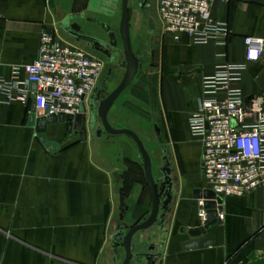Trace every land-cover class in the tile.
I'll return each mask as SVG.
<instances>
[{
  "label": "crops",
  "instance_id": "obj_1",
  "mask_svg": "<svg viewBox=\"0 0 264 264\" xmlns=\"http://www.w3.org/2000/svg\"><path fill=\"white\" fill-rule=\"evenodd\" d=\"M210 10L226 34L223 43L197 44L185 34L163 33L157 9L158 22L150 12L147 31L155 70L145 96H134L149 106L150 111H142L151 113L154 133L155 126L160 136L166 131L174 147L173 175L182 174L186 183L201 182L196 189H206L202 145L191 136L188 119L198 110L202 80L224 65L243 64L244 38H264V0H214ZM120 15L121 0H0V78L24 81L23 68L35 61L43 31L80 47L64 32L65 19L81 35L103 39L102 26L114 30ZM142 21L133 13L129 31H142ZM233 88L245 101L264 98V60L247 65ZM89 100L84 104L83 141L67 134V124L47 127V140L61 145L53 152L28 124L32 102L6 103L0 94V264H115L112 243L119 226L147 220L149 200L139 152L128 136H96L100 122L91 124ZM131 107L127 104L125 110ZM182 188H174L178 195L165 218L166 231L153 226L135 234L133 254L155 245V252H162L156 264H264V184L243 197L217 199L218 223L200 238L213 242L193 249L182 247L191 241L187 230L203 224L192 196L196 189L188 194ZM120 191L128 208L122 220ZM130 264L147 260L134 257Z\"/></svg>",
  "mask_w": 264,
  "mask_h": 264
},
{
  "label": "built area",
  "instance_id": "obj_2",
  "mask_svg": "<svg viewBox=\"0 0 264 264\" xmlns=\"http://www.w3.org/2000/svg\"><path fill=\"white\" fill-rule=\"evenodd\" d=\"M213 1L158 0L162 32L185 34L197 44L223 43L225 33L211 16ZM243 43V64L224 65L205 77L198 110L188 119L191 136L202 145L201 175L216 201L246 196L264 184V98L245 101L233 88L247 65L264 60V38L247 37ZM104 70L100 58L43 31L35 61L23 68L24 81L0 78V94L6 103H34L39 115L75 116L98 89ZM197 218L206 223L202 201Z\"/></svg>",
  "mask_w": 264,
  "mask_h": 264
},
{
  "label": "water",
  "instance_id": "obj_3",
  "mask_svg": "<svg viewBox=\"0 0 264 264\" xmlns=\"http://www.w3.org/2000/svg\"><path fill=\"white\" fill-rule=\"evenodd\" d=\"M129 0H121V15L119 22V37L122 43V53L124 56V61L122 62V67H125L126 73L122 83L107 97L104 99L100 98V93L98 89L94 92V94L90 97L89 106L92 112L91 124H93L94 120H98L101 124V129L96 131V136H101L102 133H106L109 135H125L128 136L136 145L139 155L142 159L143 169L145 180L149 189L150 199H151V212L147 220L140 225L133 226L126 233L123 232L122 228L118 229V232L113 236L112 245L116 250L114 251V255L118 256L120 252L123 253V260L114 259L115 264H130L131 260L134 257L145 258L147 260V264H156L157 260L162 257V252H155L156 247L154 245H149L145 253L142 254H133L130 248V242L135 234L139 232H145L149 230L153 225L156 226L158 231L165 232V214L167 211H170V206L172 204V193L174 191L173 181L170 177V169L168 168L169 162L168 158L165 156L163 158L164 167L161 172L164 175V182L166 184V196L164 201L159 203L156 188L154 185V181L152 178L151 172V162L150 156L147 153L142 141L138 137V135L130 129H114L111 128L107 122V115L112 104L117 100L120 94L127 89V87L133 81L139 67V62L137 57L133 54L130 45H129ZM63 30L66 34L74 37L77 40H87L93 42L98 45H108L105 42L89 37L84 36L79 33V27L76 24H69V20L65 19L63 21ZM105 33L108 35L110 39L109 46L115 47L117 45V39L114 34L113 29L109 26H102ZM108 58L110 55L108 52H104ZM33 86L34 90L36 85L34 83L30 84ZM84 118V108L81 106L79 108V112L75 116L71 115H60V116H39L36 113L35 104L32 103L31 115L29 117V126L34 127L35 132L39 141L45 146V148L49 151H58L60 146L57 143L50 142L47 140L46 131L48 126H53L56 124H67V134L78 137L79 140H84V131L82 130ZM155 133L157 136L160 135V130L157 126L154 127ZM193 199L195 201H202L203 207L206 210V223L202 226V228H197L193 230H187V234L191 237V241L185 243L182 247L184 249H193V248H203L208 247L212 244V239L200 240L203 232L211 229L218 223V215L220 212V208L217 206L216 197L214 193L209 189H196L193 191ZM125 208L123 202V195L120 191V212H122ZM161 212V214H160ZM168 213V212H167ZM119 247V248H118Z\"/></svg>",
  "mask_w": 264,
  "mask_h": 264
},
{
  "label": "rangeland",
  "instance_id": "obj_4",
  "mask_svg": "<svg viewBox=\"0 0 264 264\" xmlns=\"http://www.w3.org/2000/svg\"><path fill=\"white\" fill-rule=\"evenodd\" d=\"M158 0H129L128 7H129V22L131 15L134 13L135 18L139 19L142 18V27L143 30L140 32L129 31V45L133 52V54L137 57L139 62L138 71L131 82V84L124 90L117 100L112 104L109 113L107 115V122L111 128L114 129H121L127 128L134 130H138V137L142 141L147 153L149 154L152 160V167L154 175H158V168L162 166L161 158L164 156V151L166 155L169 157H174V147L171 145L170 140L167 137L166 131H162L164 134L163 136L156 137L153 124L155 123L149 118L151 113H146L142 110H148L149 106L141 104L139 101L134 99L135 95H139L140 97H144L146 94V84L149 81L150 73L154 71V67L152 66V58H151V51L152 46L150 44V35L147 31L150 12L153 16L155 22H158L156 19V9H157ZM139 10L142 15L139 14ZM138 14V15H137ZM159 23V22H158ZM116 24L114 26V34L117 39V45L112 47L111 57L107 58L105 56H99L94 54L91 51L84 49L81 45L80 48L86 50L89 54L100 58L105 63V70L102 75L99 88L102 97H107L110 93H112L123 81L126 73L125 67H122V62L124 61V56L122 53V43L119 37L118 26ZM105 38V34H101ZM105 82V87L101 89L103 83ZM102 90V91H101ZM133 104V107L130 108V112L126 111L125 105ZM136 108V109H135ZM134 114L136 117H134ZM148 116V121H142L143 117L141 116ZM140 117V118H137ZM137 118V119H136ZM99 122V121H98ZM98 129H101V124L97 126ZM106 134V133H105ZM134 151H138L136 145L133 148ZM175 161V160H173ZM174 183L178 188L183 187L185 191L189 194L193 189L200 188L203 186L201 182L193 181V182H184L182 174L173 175ZM180 180V181H179ZM178 181V183H177ZM180 184V186H179ZM187 184V186L185 185ZM198 205V203H196Z\"/></svg>",
  "mask_w": 264,
  "mask_h": 264
},
{
  "label": "flooded vegetation",
  "instance_id": "obj_5",
  "mask_svg": "<svg viewBox=\"0 0 264 264\" xmlns=\"http://www.w3.org/2000/svg\"><path fill=\"white\" fill-rule=\"evenodd\" d=\"M72 39H74V41L76 42V43H78V44H81L83 47H84V49H86V50H88V51H91V52H93L94 54H97V55H99V56H105V57H107L106 56V54L104 53V52H108V54L110 55V57H111V50H112V47L111 46H109V44H110V39L108 38V35L107 34H105V38H103V39H99V40H101V41H103V42H105L106 44H108V45H105V46H103V45H98V44H95V43H93V42H90V41H87V40H82V39H80V40H77V39H75L74 37H71ZM95 38V37H94ZM97 39V38H96ZM118 42V41H117ZM94 56V55H93ZM108 58V57H107ZM105 82L103 83V86L101 87V89H103L104 87H105ZM98 91H99V93H100V98L101 99H104L105 97H102L101 96V92H100V88L98 87ZM102 91V90H101ZM91 117V119H93L92 117V115L90 116ZM160 136V135H159ZM158 136V137H159ZM167 157L168 158V162H169V166H168V168L170 169V177L172 178V181H174L173 180V172H172V169H171V161H170V159H169V157L166 155V152L164 151V156H162V158H161V164H162V166L161 167H159L158 168V175L156 176V175H154V173H153V167H152V160H151V158H150V162H151V172H152V178H153V181H154V185H155V188H156V193H157V197H158V200H159V203H160V205H161V203L164 201V199H165V196H166V193H165V190H166V184H165V182H164V175L162 174V172H161V170H162V168L164 167V164H163V158L164 157ZM139 158H140V160H141V164H142V159H141V157H140V155H139ZM142 169H143V164H142ZM143 172H144V169H143ZM145 176V175H144ZM173 188H175V186L173 185ZM145 190H146V193H147V195H148V202H149V212H148V216H147V218L149 217V215H150V212H151V199H150V194H149V189H148V186H147V183H146V181H145ZM178 195V190H176V189H174V191H173V193H172V202L176 199V196ZM123 202H124V196H123ZM124 206H125V208H123V209H125V210H123L120 214H121V216H120V218H121V220L125 217V214L128 212V208L126 207V205H125V203H124ZM168 212V213H167ZM166 212V214H165V218H166V216L169 214V211H167ZM160 214H161V212H160ZM153 226H155V225H153ZM119 227H121L122 228V230H123V232H127L130 228H132V227H130V228H128L127 226H125V225H121V226H119ZM119 229V228H118ZM118 232V231H117ZM155 246V245H154ZM112 247H113V254H114V251L116 250V248H114V246L112 245ZM156 247V246H155ZM119 248V247H118ZM142 253H144V252H141V253H139V254H142ZM118 256H123V253L122 252H120L119 254H118ZM118 256H115L114 255V258H117ZM123 260V258L121 259V261ZM148 263V262H147Z\"/></svg>",
  "mask_w": 264,
  "mask_h": 264
}]
</instances>
